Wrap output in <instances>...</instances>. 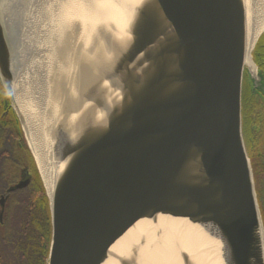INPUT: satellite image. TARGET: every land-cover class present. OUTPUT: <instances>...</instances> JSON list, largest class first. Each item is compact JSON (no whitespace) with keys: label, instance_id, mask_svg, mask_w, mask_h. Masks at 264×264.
<instances>
[{"label":"water","instance_id":"1","mask_svg":"<svg viewBox=\"0 0 264 264\" xmlns=\"http://www.w3.org/2000/svg\"><path fill=\"white\" fill-rule=\"evenodd\" d=\"M80 6L52 135L47 264H264L243 118L245 81L253 103L264 93V32L249 52V0ZM15 54L0 10V84L28 142Z\"/></svg>","mask_w":264,"mask_h":264},{"label":"bare ground","instance_id":"2","mask_svg":"<svg viewBox=\"0 0 264 264\" xmlns=\"http://www.w3.org/2000/svg\"><path fill=\"white\" fill-rule=\"evenodd\" d=\"M81 0H0V10L15 58L13 93L28 143L41 173L47 194L54 188L52 135L57 123V105L65 51V38ZM117 5L115 1L113 7ZM75 25V23H74ZM264 32V0H249V45ZM255 79V66L246 61ZM61 84V85H62ZM214 252V251H212ZM218 264H221L220 261Z\"/></svg>","mask_w":264,"mask_h":264},{"label":"trees","instance_id":"3","mask_svg":"<svg viewBox=\"0 0 264 264\" xmlns=\"http://www.w3.org/2000/svg\"><path fill=\"white\" fill-rule=\"evenodd\" d=\"M254 59L264 78V35L255 49ZM247 85L248 83H246L243 97L244 135L252 160L257 196L264 224V151L259 148L260 138L257 129V114L255 112L257 107L255 108L251 90ZM5 95L7 96L0 84V97H5V107H7L9 100L8 97L6 99ZM252 96L254 95L252 94ZM259 97L264 99L261 94ZM258 106H260L259 103ZM9 117L13 120H0L2 124H0V171L2 172L0 176V193L8 185L18 180L19 176L16 170L23 162L30 167V172L34 174L32 186L37 190L35 193L32 191L33 194L30 193V197L28 196L24 200L23 212H20L19 209L17 210V206L14 207L16 209L14 211L16 213L15 224L11 230L6 232V235L8 233L10 250L12 251L10 255L18 259L17 264H46L51 242L49 201L33 158H31L24 144L19 122L14 113ZM21 151L24 152L23 157L20 155ZM17 201H19V197Z\"/></svg>","mask_w":264,"mask_h":264},{"label":"flooded vegetation","instance_id":"4","mask_svg":"<svg viewBox=\"0 0 264 264\" xmlns=\"http://www.w3.org/2000/svg\"><path fill=\"white\" fill-rule=\"evenodd\" d=\"M264 93H262L263 95ZM6 96V95H5ZM7 99V96H6ZM264 101V99H261ZM255 104V112L257 114V124H258V136L260 138L259 141V148L264 151V111H262V108L264 107V102H262L261 106H258L256 103ZM6 105V100L4 96L0 97V120L1 119H11L9 116L13 114L12 109L10 108V103L8 102L7 107ZM1 124V123H0ZM2 125V124H1ZM6 126V124H5ZM4 130V129H3ZM4 133V131H3ZM24 141V138H23ZM24 144L29 151V154L32 158V155L30 153L29 147L26 144V141H24ZM24 152H20V155L23 157ZM25 161V160H24ZM34 161V160H33ZM35 164V163H34ZM16 168V167H15ZM30 167L26 165L25 162L21 163V165L17 168V174H18V180L11 184L8 185L5 190L0 193V264H17L18 259L13 257L12 251L10 250V243L8 240V233L6 235L7 230H11L12 226L15 224V216L16 213L14 212L16 209L14 208L17 206V210L19 209L20 212H23V204L24 200L26 197H30V193L33 194V192H37V190L34 189L33 184V173L30 172ZM2 172L0 171V176ZM30 176V183L21 189H13L22 179L24 176ZM33 191V192H32ZM19 197V201H17Z\"/></svg>","mask_w":264,"mask_h":264},{"label":"rangeland","instance_id":"5","mask_svg":"<svg viewBox=\"0 0 264 264\" xmlns=\"http://www.w3.org/2000/svg\"><path fill=\"white\" fill-rule=\"evenodd\" d=\"M19 125H20V124H19ZM20 130H22V129H21V125H20ZM23 134H24V133H23ZM24 137H25V136H24ZM24 137H23V138H24ZM24 141H25V139H24ZM26 144H27V146H28V142H27V141H26ZM30 153H31V152H30ZM31 155H32V154H31ZM32 158H33V156H32ZM33 160H34V158H33ZM34 163H35V160H34ZM35 166H36V163H35ZM36 167H37V166H36ZM37 171H38V170H37Z\"/></svg>","mask_w":264,"mask_h":264}]
</instances>
